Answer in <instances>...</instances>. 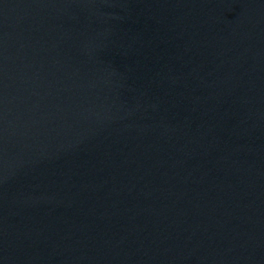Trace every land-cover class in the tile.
Segmentation results:
<instances>
[{
	"label": "water",
	"instance_id": "water-1",
	"mask_svg": "<svg viewBox=\"0 0 264 264\" xmlns=\"http://www.w3.org/2000/svg\"><path fill=\"white\" fill-rule=\"evenodd\" d=\"M0 264H264V0H0Z\"/></svg>",
	"mask_w": 264,
	"mask_h": 264
}]
</instances>
